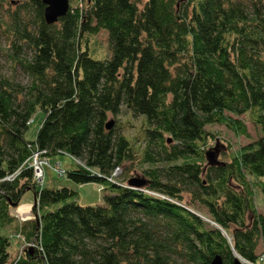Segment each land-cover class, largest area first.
Instances as JSON below:
<instances>
[{
  "label": "trees",
  "instance_id": "1",
  "mask_svg": "<svg viewBox=\"0 0 264 264\" xmlns=\"http://www.w3.org/2000/svg\"><path fill=\"white\" fill-rule=\"evenodd\" d=\"M77 1L48 25L41 0H13L8 9L11 0H0L8 42L0 50V264L264 260V215L247 180H259L264 194V0ZM101 31L131 46L122 74L109 80L106 61L80 48ZM122 108L146 125L141 189L129 187L132 176L112 177L134 160L114 121ZM37 109L45 117L28 142ZM227 114L250 117L260 137L229 163L208 165L206 126L247 134ZM35 152L76 160L63 175L103 187V204L80 206L73 190L41 188ZM28 192L33 218L20 220L12 209ZM4 228L23 239L15 257Z\"/></svg>",
  "mask_w": 264,
  "mask_h": 264
},
{
  "label": "rangeland",
  "instance_id": "2",
  "mask_svg": "<svg viewBox=\"0 0 264 264\" xmlns=\"http://www.w3.org/2000/svg\"><path fill=\"white\" fill-rule=\"evenodd\" d=\"M144 2L145 0H142V3ZM77 5L80 7L82 6V4H80L77 0H69V8H74ZM13 6V0H11L10 6L4 7L8 9ZM139 7L140 9L142 8V6ZM3 14L4 13L0 10V16ZM81 45L82 46L80 48L82 50L87 48L90 55L95 59H103L106 61V79H111V77L115 74H122L124 68V60L129 55L131 49V46L128 45V43L117 39L115 36L110 35L105 31H101L97 35H89L87 37H83ZM7 48L8 42L0 30V50L2 52H6L8 51ZM15 74L19 75L18 70L17 72H15ZM18 79H23V76L20 74V76H18ZM227 115L233 119H238L243 122L246 127L247 134L237 135L236 133L232 132V130H229L223 125H210L206 126L205 128L206 132L209 134L207 140H205L201 144L205 151H207V154L212 153L215 160L219 159V161L223 163H229L232 157H235V155L238 154V152L243 147L255 142L260 137V130L251 122L250 117L244 115ZM44 117V113L41 110L37 109L32 117V123L28 126V130L25 133L26 141L33 142L35 140L36 133ZM108 119L109 122H112L114 118L109 117ZM114 121L116 122L115 124L120 127L121 133H123L130 140L134 151V160L132 163H130L128 170L121 169L112 177L119 183H123L131 176L132 178H142V171L150 167L147 164H142L143 162L141 163L142 152L146 147V139H144L146 125L143 124L142 117H134L133 114H129V111L126 108L121 109L120 114L115 118ZM140 127L141 129H139ZM36 153H39V156L41 154L40 152H35L34 154ZM32 157L30 158V160L32 159ZM40 158L42 159V157ZM76 163V160L64 154H57L55 156L49 157L48 160H44L43 166L41 167L43 177L40 179V181H37L34 175V180L39 184L41 188L44 189L67 188L75 191L78 195L77 203L80 206L102 205L104 194V192L102 191L104 189L103 187L95 184L76 185L68 180L65 175H63V173L65 172L76 169ZM78 164H80V162H78ZM34 173L35 172L33 169V174ZM247 180L249 181V184L254 192L253 203L255 206V211L258 214L264 215V194L259 188V184L261 182L257 179L252 178L251 176H248ZM124 184H126V182ZM26 194H30V192ZM32 196L34 195L32 194ZM183 198L184 201L188 200L187 195H184ZM30 203L31 202H28L27 205L20 203L19 206H17L15 209H12L13 215L20 220L33 218L32 208L34 207V205H36V203H34V201H32V205H30ZM200 210L201 213L206 214V210L204 208H201ZM1 233L9 237V252L12 257H15V255L20 251L23 245V239L21 237H18L15 234L16 232H14V230H9V228L2 229ZM28 247L31 248L32 246H30L29 244ZM262 250L263 242L260 241L256 249L257 255H260ZM242 261L248 262L245 260ZM256 264H264V260L258 259L256 261Z\"/></svg>",
  "mask_w": 264,
  "mask_h": 264
},
{
  "label": "water",
  "instance_id": "3",
  "mask_svg": "<svg viewBox=\"0 0 264 264\" xmlns=\"http://www.w3.org/2000/svg\"><path fill=\"white\" fill-rule=\"evenodd\" d=\"M186 1L187 0H179L177 6H179L180 3H184ZM41 3L44 5V13H43L44 21L48 25L57 23V21L60 18L64 17L69 10V0H41ZM108 127L109 125H107V128ZM207 156L209 159L208 160L209 163H215L214 161H212L213 159L212 153H208ZM128 184L134 187H141L144 185V182L130 180L128 181ZM34 203H36L35 196H34ZM13 207L16 208V206H13ZM200 217L203 218V216H200ZM210 264H223V261L219 255H216L213 257ZM234 264H251V263L244 262L242 260H235Z\"/></svg>",
  "mask_w": 264,
  "mask_h": 264
},
{
  "label": "built area",
  "instance_id": "4",
  "mask_svg": "<svg viewBox=\"0 0 264 264\" xmlns=\"http://www.w3.org/2000/svg\"><path fill=\"white\" fill-rule=\"evenodd\" d=\"M43 162L44 160L40 158L39 153L34 154L31 159V166L34 169V172H35L34 175L37 181H40V179L43 177L42 170H41V167L43 166Z\"/></svg>",
  "mask_w": 264,
  "mask_h": 264
},
{
  "label": "crops",
  "instance_id": "5",
  "mask_svg": "<svg viewBox=\"0 0 264 264\" xmlns=\"http://www.w3.org/2000/svg\"><path fill=\"white\" fill-rule=\"evenodd\" d=\"M25 200H26V201H25ZM28 200H29V201H28ZM32 201H33V196H32V194L30 193V194H26V195L22 198L21 203L27 205L28 202H31L30 205H32ZM26 210H27V209H26ZM26 210H25V212H26Z\"/></svg>",
  "mask_w": 264,
  "mask_h": 264
},
{
  "label": "bare ground",
  "instance_id": "6",
  "mask_svg": "<svg viewBox=\"0 0 264 264\" xmlns=\"http://www.w3.org/2000/svg\"><path fill=\"white\" fill-rule=\"evenodd\" d=\"M212 158H213V157H212ZM213 159H214V158H213ZM213 159H212V161L215 160V159H214V160H213ZM208 160H209V159H208ZM208 160H207V161H208ZM208 162H209V161H208ZM214 162H215V161H214ZM208 165H213V163H208ZM119 171H120V169H116L113 173L115 174L116 172H119ZM132 180L140 181V180H138V179H136V178H135V179H132ZM128 185H129V184H128ZM129 187L135 189L134 186H132V187L129 186ZM142 187H143V186H141V187H137V188H138V189H141ZM33 201H34V196H33ZM30 246H32V244H31ZM30 250H31V249H30Z\"/></svg>",
  "mask_w": 264,
  "mask_h": 264
}]
</instances>
